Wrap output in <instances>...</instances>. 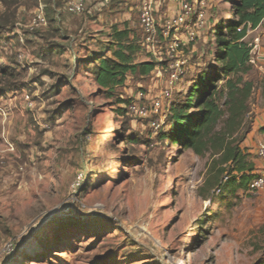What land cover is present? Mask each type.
<instances>
[{
  "label": "rangeland",
  "instance_id": "374dc122",
  "mask_svg": "<svg viewBox=\"0 0 264 264\" xmlns=\"http://www.w3.org/2000/svg\"><path fill=\"white\" fill-rule=\"evenodd\" d=\"M187 1L204 12L205 27L179 56L191 59L172 97L146 118L123 113L126 105L118 102L150 108L161 99L169 67L163 79L131 76L113 91L98 87L90 73L99 56H112L115 26L131 30L140 46L137 13L125 20L114 3L108 22L93 23L89 13L65 15L62 0H43L49 25L39 31L28 27L39 0L0 15V22L11 23L7 32L0 29V64L12 68L0 71V264L264 261V189H237L221 172L230 165L215 162L220 156L200 157L161 137L173 128L172 107L216 65L215 25L232 19L229 0ZM15 23L22 27L7 35ZM247 42L254 122L256 106L264 109V25L251 30ZM145 50L140 46L136 63L152 60ZM262 133L241 145L256 176L264 172L256 156ZM222 182L223 191L215 192Z\"/></svg>",
  "mask_w": 264,
  "mask_h": 264
},
{
  "label": "trees",
  "instance_id": "16d2710c",
  "mask_svg": "<svg viewBox=\"0 0 264 264\" xmlns=\"http://www.w3.org/2000/svg\"><path fill=\"white\" fill-rule=\"evenodd\" d=\"M2 1L7 10H11L24 0ZM228 2V13L232 14V19L219 22L213 30L216 65L207 67L201 73L184 103L172 107L169 121L173 128L161 137L200 157L209 153L214 157L220 156L215 162L230 165L221 170L230 176L228 183L237 186V189H247L256 178V165L241 148L253 130L249 102L255 84L246 76L254 67L247 38L251 30L264 25V0ZM10 25L7 20L2 21L0 29L7 31ZM132 35L128 28L121 30L115 26L111 34L112 56H99L90 68L95 84L101 89L113 91L124 86L131 76L147 77L155 71L158 64L153 60L135 62L140 46ZM0 71L10 74L12 68L0 64ZM222 80L223 85H219ZM131 103L118 102L126 105L123 113L127 112ZM191 109L196 113H190ZM258 264H264V261Z\"/></svg>",
  "mask_w": 264,
  "mask_h": 264
},
{
  "label": "built area",
  "instance_id": "2783aa9c",
  "mask_svg": "<svg viewBox=\"0 0 264 264\" xmlns=\"http://www.w3.org/2000/svg\"><path fill=\"white\" fill-rule=\"evenodd\" d=\"M119 5L121 10L126 13H137L139 25L142 29L143 38L140 40V46L146 49L152 60L158 61V65L153 72L156 78H164V67L171 69L166 86L160 100H154L151 107L146 104L138 105L133 102L129 106L134 115L140 118L150 116V113L158 114L163 108V101L172 97V91L177 83L185 75V67L189 64V59L179 57L186 48L196 43L200 37L201 30L204 29L206 16L204 12L199 11L195 3L182 0L179 4L178 11L173 16H166L162 13L170 0H121ZM40 4L30 26L31 31H38L46 24L45 4L39 0ZM115 0H66L63 12L71 17H80L89 13L93 7H112ZM132 3V7L130 4ZM88 11V12H87ZM167 50L166 55L169 59H164L163 49ZM144 93H141L139 101L144 100ZM32 106L33 103L31 102ZM159 124L153 125L157 128ZM256 156L264 167V140H262L256 149ZM224 183L222 182L215 192L223 191ZM264 189V172L253 179L247 187L249 192H259Z\"/></svg>",
  "mask_w": 264,
  "mask_h": 264
},
{
  "label": "crops",
  "instance_id": "0c3cea01",
  "mask_svg": "<svg viewBox=\"0 0 264 264\" xmlns=\"http://www.w3.org/2000/svg\"><path fill=\"white\" fill-rule=\"evenodd\" d=\"M182 0H170L168 6L166 7V10L164 8V11H162V13L166 16H173L177 13L178 11V7H179V4ZM119 2H122L121 0L117 1V2H114L116 4L117 7L120 8V5H119ZM66 3V0H62L61 4H62V11H63V8H64V5ZM114 5V4H113ZM46 8L48 7L47 4H45ZM55 7V4L54 6ZM113 7V6H112ZM22 9H25L24 7H20L19 10H18V13H17V16H20V11H22ZM7 11V8L6 6L4 5L3 1L0 0V15H4ZM37 12V11H36ZM111 7H107V8H104V7H99V6H96V7H93L90 12H89V15H90V18H92L94 20L93 23L97 22V21H103V20H108L107 17H105V15H110L111 13ZM65 14V13H64ZM131 13H126L124 12L123 13V16L126 18L125 20H129V15ZM66 15V14H65ZM66 17V16H65ZM45 18H46V24L44 27H47L49 25V19H48V16L47 14L45 13ZM109 18V17H108ZM33 21V20H32ZM32 21L30 22L29 26H31L32 24ZM51 21V20H50ZM108 22V21H107ZM17 27V28H16ZM18 27H22L20 25V23H15V28L13 29V31H9L8 33H6L7 35H12L14 36L17 32H18ZM10 30V28L8 29ZM39 31V30H38ZM4 32H7V31H4ZM193 57V55H192ZM188 59L190 60L191 59V56L188 57ZM260 95V94H259ZM256 114H257V117L255 118L254 122H253V130L252 132L249 134L250 137H252L253 139L256 138L257 139V134L260 133L261 131V135H259L258 137V141L259 143L264 139V109H261V106L260 105H257L256 106Z\"/></svg>",
  "mask_w": 264,
  "mask_h": 264
}]
</instances>
